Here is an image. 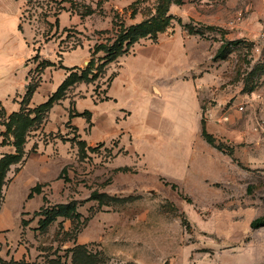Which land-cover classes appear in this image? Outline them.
<instances>
[{"label":"rangeland","instance_id":"obj_1","mask_svg":"<svg viewBox=\"0 0 264 264\" xmlns=\"http://www.w3.org/2000/svg\"><path fill=\"white\" fill-rule=\"evenodd\" d=\"M16 1L21 4V30L37 55L28 60L33 64L72 46L89 48V61L96 43L114 37L121 24L150 17L157 2ZM14 5L0 0V35L13 27ZM170 13L175 19L167 29L187 33L180 18L203 40V72L213 81L200 102L201 119L214 144L201 136L200 119V130L195 127L186 139L188 160L178 169L165 164L155 171L142 166L120 170L114 167V148L99 145L84 155L77 150L60 178L62 186L44 187L47 197L35 194L28 199L18 179L8 181L2 204L12 205L17 223L0 229L5 261L72 264L70 249L85 245L96 264H264V227L250 225L264 216V49H254L264 21V0H182L171 5ZM225 41L234 42L229 54L214 60ZM107 77L105 71L91 82L96 99H102ZM30 80H40L38 69ZM2 122L0 116V143ZM36 130L24 145L29 152L36 141L65 140L59 132ZM11 142L9 137L0 145V156L13 151ZM70 202L79 217L40 223L46 211ZM9 217L3 211L4 222Z\"/></svg>","mask_w":264,"mask_h":264},{"label":"crops","instance_id":"obj_2","mask_svg":"<svg viewBox=\"0 0 264 264\" xmlns=\"http://www.w3.org/2000/svg\"><path fill=\"white\" fill-rule=\"evenodd\" d=\"M9 1L15 4L13 27L0 35V106L7 115L19 110L30 74L37 65L28 61L34 56V46L28 44L26 33L18 29L19 24L22 26L21 4ZM203 45L198 37L169 28L159 33L155 41L140 39L127 54L107 66L106 75L114 76L107 88L104 85L102 99L95 98L92 83L69 87L65 97L33 131L59 132L65 140L53 138L46 144L36 141V149L31 152L24 146L25 154L10 167L7 182L18 179L27 198L30 189L41 184V193L36 197H47L48 186L44 187L48 183L62 186L59 174L76 156L77 146L71 141L74 136L87 147H113L116 168L142 166L155 171L165 164L173 169L183 167L188 160L186 139L195 127L200 130V102L207 97L206 87L213 81L204 76ZM48 54L53 65L40 72L30 99L31 108L45 102L57 89L68 74L65 68L86 65L89 48L78 46L59 56ZM70 108L79 113L88 111L90 124L84 116L70 117ZM0 208V229L14 228L17 222L12 205L1 204ZM3 211L10 215L8 221L4 222Z\"/></svg>","mask_w":264,"mask_h":264},{"label":"trees","instance_id":"obj_3","mask_svg":"<svg viewBox=\"0 0 264 264\" xmlns=\"http://www.w3.org/2000/svg\"><path fill=\"white\" fill-rule=\"evenodd\" d=\"M156 5L154 13L135 24L130 25H119L117 34L114 37L107 39L105 42L96 43L91 50L92 57L88 61L85 67H71L65 68L68 71V74L57 87V89L48 97V99L33 107H29L30 99L39 83L29 80L26 85V92L20 101V108L18 111L6 114V111L3 107L0 106V116L3 117L2 125L5 128V131L1 133L2 140L0 145H5L8 142V138H12L11 146L13 151L8 153H3L0 156V206L4 198V186L6 185V175L10 170L12 165L18 164L24 154V145L30 131L36 130L41 126L45 121L51 108L57 104L60 100L65 97L66 91L69 87L77 83H91L98 79L106 71L107 66L116 61V59L124 54H127L130 51V48L138 42L140 39L149 38L153 41L156 40L159 33L164 32L175 19V17L170 13L171 5H180L182 0H156ZM135 10L132 12L134 15ZM178 23L182 24L183 27L187 30L189 34H194V31L190 26L183 23L180 18L177 19ZM56 26L59 27V20L55 21ZM114 25H116L114 23ZM18 29L21 30V24L18 25ZM65 30V28H63ZM233 41L223 42L217 51L215 52L213 58L214 60L224 59L230 52V45L233 44ZM75 48V47H71ZM103 53L102 56L94 59L93 55L96 53ZM37 55L33 56L36 58ZM49 60H42L38 63L35 69H38L40 72L43 68L51 66ZM62 67V66H61ZM34 69V70H35ZM114 74L112 73L106 79V88L109 86ZM103 99H106L104 97ZM69 116H84L88 123L90 124V113L84 111L79 113L75 110H70ZM201 136L203 139L209 143L214 144V137L209 134L205 129V124L203 119H201ZM71 141L74 142L77 146L79 153L84 155L87 150L92 149V147H87L86 143L82 140H77L76 136L71 138ZM99 146V145H98ZM36 149V146L32 147V151ZM65 167L61 170L59 178L63 176L65 172ZM120 170H125V168H118ZM128 169V168H126ZM43 185L36 184L30 189L28 198H31L33 194L41 193V188ZM45 200V199H44ZM101 203V202H100ZM43 207V206H42ZM43 209V208H41ZM44 218L40 220V223L43 226L49 225L57 217H66V218H75L79 217V213L73 202L67 204L55 205L53 208L45 212ZM252 228L264 227V216L257 217L253 219L250 223ZM71 252V263L72 264H96L98 260H94V255L91 254L85 245H76L70 249ZM0 264H26L25 261H5L0 256ZM52 264H63L61 262H52Z\"/></svg>","mask_w":264,"mask_h":264},{"label":"built area","instance_id":"obj_4","mask_svg":"<svg viewBox=\"0 0 264 264\" xmlns=\"http://www.w3.org/2000/svg\"><path fill=\"white\" fill-rule=\"evenodd\" d=\"M254 49L256 51L264 49V21L262 22L257 41L254 44ZM105 86H106V83H105Z\"/></svg>","mask_w":264,"mask_h":264},{"label":"water","instance_id":"obj_5","mask_svg":"<svg viewBox=\"0 0 264 264\" xmlns=\"http://www.w3.org/2000/svg\"><path fill=\"white\" fill-rule=\"evenodd\" d=\"M88 62H86V64H87Z\"/></svg>","mask_w":264,"mask_h":264}]
</instances>
